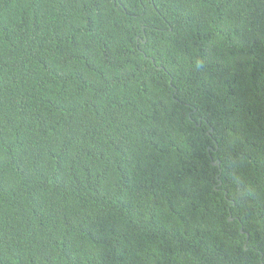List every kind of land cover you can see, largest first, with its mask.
Returning a JSON list of instances; mask_svg holds the SVG:
<instances>
[{"label":"trees","instance_id":"trees-1","mask_svg":"<svg viewBox=\"0 0 264 264\" xmlns=\"http://www.w3.org/2000/svg\"><path fill=\"white\" fill-rule=\"evenodd\" d=\"M0 264H264V0H0Z\"/></svg>","mask_w":264,"mask_h":264},{"label":"water","instance_id":"water-1","mask_svg":"<svg viewBox=\"0 0 264 264\" xmlns=\"http://www.w3.org/2000/svg\"><path fill=\"white\" fill-rule=\"evenodd\" d=\"M213 164H214V165H217V164H220V163H218L217 161H214ZM229 220H230V221L233 220V217L230 216V217H229Z\"/></svg>","mask_w":264,"mask_h":264}]
</instances>
